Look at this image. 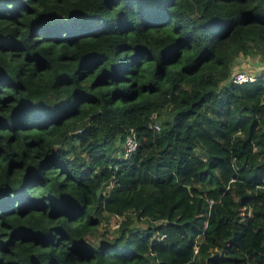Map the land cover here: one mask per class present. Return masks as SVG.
Returning <instances> with one entry per match:
<instances>
[{
	"label": "trees",
	"instance_id": "16d2710c",
	"mask_svg": "<svg viewBox=\"0 0 264 264\" xmlns=\"http://www.w3.org/2000/svg\"><path fill=\"white\" fill-rule=\"evenodd\" d=\"M254 54L264 0H0V264H264Z\"/></svg>",
	"mask_w": 264,
	"mask_h": 264
},
{
	"label": "rangeland",
	"instance_id": "374dc122",
	"mask_svg": "<svg viewBox=\"0 0 264 264\" xmlns=\"http://www.w3.org/2000/svg\"><path fill=\"white\" fill-rule=\"evenodd\" d=\"M236 71H244L252 75H260L264 71V62L261 60L258 54L238 56L234 61L233 73ZM196 151L199 155H204L201 150L196 149ZM118 219L119 218L117 217L109 218V223L107 225H109L110 230H112L116 226ZM133 224L137 226L142 225V223L136 219L134 220ZM107 225L106 223H102L100 230H103V228Z\"/></svg>",
	"mask_w": 264,
	"mask_h": 264
},
{
	"label": "built area",
	"instance_id": "2783aa9c",
	"mask_svg": "<svg viewBox=\"0 0 264 264\" xmlns=\"http://www.w3.org/2000/svg\"><path fill=\"white\" fill-rule=\"evenodd\" d=\"M257 76H259V74L257 75H252L249 74L247 72L244 71H236L232 74L231 76V81L233 83H243L246 81H253L257 78ZM149 118L151 120H153L155 118V113H152ZM151 125L155 128L158 129V124L156 122H152L151 121ZM138 145V140L136 137V133L133 127H130L126 133H125V137L122 143L123 146V157L126 158L128 156H130V154L137 148ZM118 224V223H117ZM116 224V226H117ZM194 251H196V248H194Z\"/></svg>",
	"mask_w": 264,
	"mask_h": 264
},
{
	"label": "water",
	"instance_id": "95a60500",
	"mask_svg": "<svg viewBox=\"0 0 264 264\" xmlns=\"http://www.w3.org/2000/svg\"><path fill=\"white\" fill-rule=\"evenodd\" d=\"M99 192H100V188H97L96 193L99 194Z\"/></svg>",
	"mask_w": 264,
	"mask_h": 264
}]
</instances>
